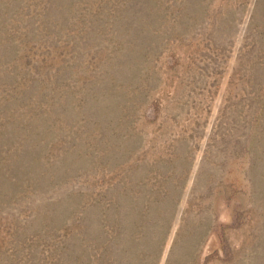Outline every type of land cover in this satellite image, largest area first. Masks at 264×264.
I'll list each match as a JSON object with an SVG mask.
<instances>
[{
	"label": "rangeland",
	"instance_id": "374dc122",
	"mask_svg": "<svg viewBox=\"0 0 264 264\" xmlns=\"http://www.w3.org/2000/svg\"><path fill=\"white\" fill-rule=\"evenodd\" d=\"M0 264H264V0H0Z\"/></svg>",
	"mask_w": 264,
	"mask_h": 264
}]
</instances>
